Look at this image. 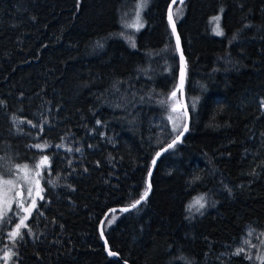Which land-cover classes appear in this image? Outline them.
I'll return each mask as SVG.
<instances>
[{
    "label": "trees",
    "instance_id": "obj_1",
    "mask_svg": "<svg viewBox=\"0 0 264 264\" xmlns=\"http://www.w3.org/2000/svg\"><path fill=\"white\" fill-rule=\"evenodd\" d=\"M140 1L0 0V176L47 157L20 235L8 239L12 214L0 221L7 264H262L264 0L174 6L190 127L148 199L108 215L120 261L105 252L104 215L140 199L185 119L172 0H143L135 33Z\"/></svg>",
    "mask_w": 264,
    "mask_h": 264
},
{
    "label": "rangeland",
    "instance_id": "obj_2",
    "mask_svg": "<svg viewBox=\"0 0 264 264\" xmlns=\"http://www.w3.org/2000/svg\"><path fill=\"white\" fill-rule=\"evenodd\" d=\"M143 7L144 1L141 0L137 9V13H139V21L137 22L136 13L132 22L130 23L131 31H135V33L143 27V22L141 19V11L143 10ZM216 17H219L218 21L215 19ZM210 20L213 25L214 34L216 36H220L216 34V29L219 27V30L222 33L220 27L221 13L211 17ZM40 161L33 165L22 164L17 166L14 170V174L11 177L5 178L0 176V208L4 209V215L0 217V221L9 214H12V216L16 218V223L13 225L10 233L16 231V226L20 224L21 219L25 216H27V219L24 220V225L19 229V232L26 226V222L35 207H32V202L35 201L36 205V202L41 198L40 178L44 168L47 166V163L37 168V165L40 163ZM23 165H27V170L20 168V166ZM37 172L39 175H37ZM29 189H31V192H29ZM21 204L24 205L25 208H30L31 211L25 212L21 207H19ZM8 239L13 240L14 238L10 237L9 235ZM6 254L7 258L5 259ZM11 254L12 249H6L2 255L0 254V263L7 264Z\"/></svg>",
    "mask_w": 264,
    "mask_h": 264
},
{
    "label": "water",
    "instance_id": "obj_3",
    "mask_svg": "<svg viewBox=\"0 0 264 264\" xmlns=\"http://www.w3.org/2000/svg\"><path fill=\"white\" fill-rule=\"evenodd\" d=\"M185 0H172L168 6V13H167V18H168V22H169V12L171 11L172 13V10H173V6L175 3L177 2H184ZM172 19H173V23H174V26H175V32H173V24H170V28H171V31H172V34H173V38H174V41H175V46H176V51H177V54H178V57H179V61H180V69H179V91H180V104L177 106V111L178 112H183L184 113V126L181 130L180 133H183L182 135H179V139L178 141L174 144L173 147H175L176 145L182 143L184 137L186 136L188 130H189V127H190V114H189V111H188V108H187V105H186V102H185V60H184V56H183V51H182V47H181V41H180V38H179V35H178V32H177V28H176V22H175V19L173 18V13H172ZM177 38L179 39V46L177 45ZM181 57H183V61L181 60ZM183 68V77L181 75V70ZM185 126L187 128V130H185ZM177 135V136H178ZM177 136L172 139L170 142H168L164 147H162L157 153H159V155H155L153 161H155V163H153L152 161V164H151V167H150V170L149 172H151V176H149V173H148V177H147V189H148V185L150 184L151 185V177H152V174L157 166V163L159 161V159L161 158V156L163 154H165L166 152H168L169 150H171L172 148H168V145L171 144L173 142V140H176L177 139ZM165 149H167V151H165ZM151 191H152V186L150 188V191L146 197L145 200L141 201L140 204H138L135 208H132L130 206H126V207H120V208H113V209H110L103 217L101 223H100V226H99V231H100V236H101V239H102V242H103V245H104V248H105V252L106 254L112 259V260H115V261H120V258L117 254L115 255H109V247H108V244H107V241L104 237V234L101 235V233H103V224L106 220V218L108 217V215L110 213H114V212H122V213H127L129 211H133L135 209H137L140 205H142L147 199L148 197L150 196L151 194ZM124 208H128L129 210L128 211H121V209H124ZM103 222V223H102ZM126 264V263H125Z\"/></svg>",
    "mask_w": 264,
    "mask_h": 264
},
{
    "label": "snow or ice",
    "instance_id": "obj_4",
    "mask_svg": "<svg viewBox=\"0 0 264 264\" xmlns=\"http://www.w3.org/2000/svg\"><path fill=\"white\" fill-rule=\"evenodd\" d=\"M142 6V5H141ZM217 21L219 20V17L215 18ZM139 21V13H137V22ZM169 23L173 24V32H175V26L173 23V19H172V13L171 11L169 12ZM216 34L217 35H222V33L219 30V27H217L216 29ZM177 45L179 46V39L177 38ZM134 46V45H133ZM181 60L183 61V57H181ZM181 75L183 77V68L181 70ZM173 96L176 95L175 92L172 93ZM175 130V129H174ZM185 130H187L186 126H185ZM183 133H180L179 135H182ZM179 135L177 136L176 140H173V142L171 144L168 145V148H172L174 146V144L178 141L179 139ZM37 147H40L39 145H37ZM165 151H167V149H165ZM157 155H159V153H157ZM47 163V157H43L42 160L40 161V163L37 165V168H39L41 165H45ZM153 163H155V161H153ZM20 168H22L23 170H27V165H23L20 166ZM37 175H39V173L37 172ZM149 176H151V172H149ZM151 185H148V189L145 190V192L140 196L139 200H136L130 207L135 208L138 204L141 203V201L145 200L149 191H150ZM29 192H31V189H29ZM204 200V197H198L196 198L191 204H189L188 206V210L189 212L192 211L193 208H196V211H199L201 208L204 207V203L202 202ZM35 206V201L32 202V207ZM19 207H21L25 212H30L31 209L30 208H25L24 205H19ZM128 208H124L121 209V211H128ZM4 215V209L0 208V217H2ZM27 219V216H25L24 218L21 219L20 224H18L16 226V231L9 233L10 237L15 238L16 236L20 235L19 233V229L24 225V220ZM103 223V222H102ZM109 223H111V221H109ZM101 235H103V233H101ZM239 251H242V249L238 250V252L236 254H239ZM110 256L111 255H115L113 252L109 251L108 253ZM7 258V254L5 259ZM262 264H264V259H262Z\"/></svg>",
    "mask_w": 264,
    "mask_h": 264
},
{
    "label": "bare ground",
    "instance_id": "obj_5",
    "mask_svg": "<svg viewBox=\"0 0 264 264\" xmlns=\"http://www.w3.org/2000/svg\"><path fill=\"white\" fill-rule=\"evenodd\" d=\"M185 1H186V0H185ZM185 1H184V2H185ZM177 3H183V2H177ZM177 3H175L174 6H175ZM174 6H173V9H174ZM167 13H168V11H167ZM172 13H173V10H172ZM173 18H174V15H173ZM167 20H168V18H167ZM168 23H169V22H168ZM169 26H170V25H169ZM170 29H171V28H170ZM174 42H175V41H174ZM183 56H184V55H183ZM184 60H185V58H184Z\"/></svg>",
    "mask_w": 264,
    "mask_h": 264
}]
</instances>
